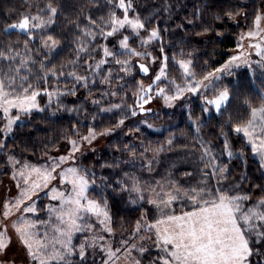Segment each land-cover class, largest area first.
I'll list each match as a JSON object with an SVG mask.
<instances>
[{"label": "snow or ice", "instance_id": "obj_1", "mask_svg": "<svg viewBox=\"0 0 264 264\" xmlns=\"http://www.w3.org/2000/svg\"><path fill=\"white\" fill-rule=\"evenodd\" d=\"M0 177V264H264V0H3Z\"/></svg>", "mask_w": 264, "mask_h": 264}, {"label": "trees", "instance_id": "obj_2", "mask_svg": "<svg viewBox=\"0 0 264 264\" xmlns=\"http://www.w3.org/2000/svg\"><path fill=\"white\" fill-rule=\"evenodd\" d=\"M3 0H0L2 3ZM12 2L16 3L18 0H12ZM189 5L191 6V0H189ZM240 29L233 24L231 27V32L236 33ZM229 40L231 42L226 41L224 45L219 48V51H225L229 48L234 47V40L230 35ZM205 45L201 44L200 48L203 51ZM220 57L217 56L216 59ZM147 119L150 123H153L154 128L152 130H147L146 135L148 138L153 141L161 140L163 137L168 135V129L172 126V130L177 131L178 129L175 126H179L180 129H187V120L186 116L181 114L180 109H171L163 107L159 111H153L150 114H147ZM215 123L214 121L212 122ZM68 125V118L64 115H61L59 119L53 118V121L44 122L39 115L35 117L32 122V125L25 127L21 134L18 136V139L28 140L31 143L36 145H40L42 142L47 141L50 137L58 136L60 131L67 127ZM157 128V129H156ZM215 129L211 126L205 127L203 129L204 134L206 137L211 138L212 134L214 133ZM154 133L149 135V133ZM5 177H0V180H3Z\"/></svg>", "mask_w": 264, "mask_h": 264}, {"label": "rangeland", "instance_id": "obj_3", "mask_svg": "<svg viewBox=\"0 0 264 264\" xmlns=\"http://www.w3.org/2000/svg\"><path fill=\"white\" fill-rule=\"evenodd\" d=\"M150 107L153 109V111H159L162 109L164 106L162 105V102L159 100L153 101V103L150 105ZM155 129V128H153ZM157 129V128H156ZM5 182H7V177L3 179Z\"/></svg>", "mask_w": 264, "mask_h": 264}]
</instances>
